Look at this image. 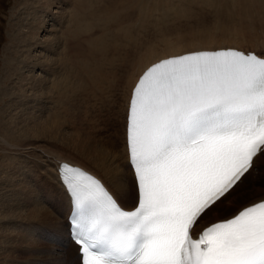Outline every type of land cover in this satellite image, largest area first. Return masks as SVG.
<instances>
[{"label":"bare ground","instance_id":"bare-ground-1","mask_svg":"<svg viewBox=\"0 0 264 264\" xmlns=\"http://www.w3.org/2000/svg\"><path fill=\"white\" fill-rule=\"evenodd\" d=\"M101 1L104 2L20 0L23 7L13 17L20 35H9L13 36V45L8 51L15 57L3 63L2 79H10L5 87L1 86L2 80L0 83V101L7 99L0 107L1 125L7 131L8 142L3 140L6 150L16 156L35 157L31 159L38 174L33 176L28 167L27 174H23L22 167L12 165V161L9 166L8 156L0 159V233L8 230L5 235L0 234V264H64L63 259L65 264H79L78 247L68 233L71 198L58 170L63 161L93 173L125 209L135 205L137 189L127 168V110L133 86L151 64L164 58L226 47L255 50L264 56V36L260 39L258 35V30L264 27V15L257 17L255 13L261 0L231 1L238 9L229 16L239 25L236 30L156 44L147 38L111 41L92 37L91 31L97 28L101 33L110 31L106 23H99L103 12ZM109 3L120 5L122 0ZM195 4L178 5L174 16L179 18L171 20L168 10L159 8L154 27L165 29L187 24L211 14L207 8L223 11L229 6L223 0H202ZM83 116L87 123L83 122ZM68 121L73 126L69 134L61 130ZM113 134L117 140L112 139ZM261 160L262 155L255 165ZM245 186L246 180L221 210L195 229V234L242 206L264 199V187L249 186L246 192ZM8 197L12 199L7 200ZM51 203L55 205L54 213L66 214L63 229L59 220L53 222L55 214L48 210ZM47 219L52 222L43 221L41 225L40 221ZM24 225L32 233L27 239L21 234ZM24 254L26 258L22 257ZM13 255L19 257L15 256L11 262Z\"/></svg>","mask_w":264,"mask_h":264},{"label":"snow or ice","instance_id":"snow-or-ice-1","mask_svg":"<svg viewBox=\"0 0 264 264\" xmlns=\"http://www.w3.org/2000/svg\"><path fill=\"white\" fill-rule=\"evenodd\" d=\"M126 141L132 210L59 164L79 264H264V200L195 234L264 155V56L229 49L153 64L132 89Z\"/></svg>","mask_w":264,"mask_h":264},{"label":"rangeland","instance_id":"rangeland-1","mask_svg":"<svg viewBox=\"0 0 264 264\" xmlns=\"http://www.w3.org/2000/svg\"><path fill=\"white\" fill-rule=\"evenodd\" d=\"M191 1L193 0H185V1L184 0H125V1L122 0V4L120 5L115 4L114 6L109 5L110 4L109 0H104V2L101 1L100 7H101V11L103 12H102V17L99 20V23L100 24L106 23V25L110 27L111 32L110 31L106 32L103 30V32L101 33V31L99 30L100 28H97L95 31L94 30L91 31L92 33L91 36L94 38H98V39L105 38L111 41H115V40L124 41L127 38L128 40L147 38L148 39L147 41H151V43L153 42L154 44H156L159 41L175 40L176 38L191 39L199 35H203L205 33H211V34L216 35L222 30H226V29L236 30L239 28L238 27L239 25L235 22V19L229 18V16L233 12H238V9L235 7L236 3L231 2L233 0H223L224 3H227L229 5L223 11L217 10L214 8L212 9L207 8L209 13L211 14L206 15L205 18L203 19H196L187 24L170 25L169 27L165 29H158V27H154L155 26L154 20L159 15V12H158L159 8L162 9L159 11H163V9L166 11L168 10L167 16H168V19L171 20L174 18H179L177 16L176 17L174 16L178 5H182V4L184 5V3L186 2L188 5L192 6L198 1H202V0H194L196 1L195 3ZM209 1L215 2V0L213 1L209 0ZM107 2L109 4H107ZM245 3L249 4L246 1ZM263 3H264V0H261V4H259L255 9V13L257 17L260 15L262 16L264 15V4ZM254 4H255L254 6H256V3ZM103 5L107 6V8ZM196 5L197 4H195V6ZM22 7H23V4H20V0H0V83L2 80V84H1L2 87H5L9 85L10 83V79L8 78H5V80L2 79V71L4 70L3 63L15 57V55L12 56L11 53L8 51L10 46L13 45V42H12L13 36L9 37V35L11 33H13L14 35H20V30L14 25L13 17H15L16 14L20 12L19 10H21ZM246 10H248V8ZM220 13H224V14L221 15ZM258 32H259L258 35H260V39H262V37L264 36V27L258 30ZM4 101L6 102L7 99H5ZM4 101L2 102L0 101V104H1L0 107L3 106L2 104L4 103ZM82 119L84 123H87L88 120L85 119L84 116L82 117ZM0 122H1L0 123V159H4V157L8 156V159L10 160H6V161L9 162V166H10V162L12 161V165H16L19 169L22 167L20 171H22L23 174L24 172L26 173L27 171V169H25L26 167L31 169L33 176H35L36 173L38 174V172H36L33 169L32 159H36L35 157L33 156L30 157L31 154H27L26 158H24L25 156L18 157L15 155V152H12L11 150L10 151L6 150L8 148H7V145H5L4 140L5 142H8L6 138L7 131L6 129H3V126L1 125L2 124L1 115H0ZM62 129L64 133L67 132L69 134L73 132V126L69 121L68 123L63 124V127L61 128V130ZM98 133L103 135L102 131ZM112 139L117 140L114 134L112 135ZM117 143L119 144V142ZM10 155L12 156V158L10 157ZM14 178H16V176ZM258 184L264 187V155H262V160L259 161L255 165V168L252 171L251 175L248 176V178L246 179L245 191L249 190V186L254 187V186H257ZM128 194L130 196V192H128ZM241 195H245V194H241ZM250 195L251 194L247 195L246 198H249ZM11 199H12L11 197H8L7 200H11ZM53 203L57 204L58 202L55 201ZM48 206H49L48 210L54 213V211L52 210V207L55 205L51 203ZM54 214H55L54 215L55 218H53V222L57 223L59 220V223L61 224V227L63 229L64 228L63 218L66 217V214L65 213H63L64 215H59L56 213ZM48 220L49 219L41 220L42 221V222L40 221L41 225H44V223L47 224L49 222ZM50 222H52V220H50ZM27 228L28 227H26V225H24V227H21V232H22L21 234L23 238L24 237L29 238V236L32 234L29 231L30 229H27ZM7 231L4 230L0 234L5 235V232ZM36 234L38 235L40 233H36ZM45 242L47 243L48 240L46 239ZM2 250H5V248H2ZM15 256L13 255L12 257L13 260L11 259V262H13L15 258L19 257V256L17 257ZM23 256L25 258L27 257L25 256V254L22 255V257ZM23 258L21 259L23 260ZM63 262L65 264V259H63Z\"/></svg>","mask_w":264,"mask_h":264}]
</instances>
